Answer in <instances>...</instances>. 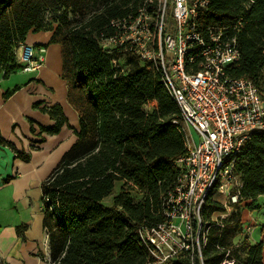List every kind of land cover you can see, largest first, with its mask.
I'll use <instances>...</instances> for the list:
<instances>
[{
	"label": "trees",
	"instance_id": "trees-1",
	"mask_svg": "<svg viewBox=\"0 0 264 264\" xmlns=\"http://www.w3.org/2000/svg\"><path fill=\"white\" fill-rule=\"evenodd\" d=\"M140 1L0 0L1 75L21 70L14 49L30 31L51 30L50 43L61 48L67 101L79 118L76 141L41 182L50 264H157L138 229L166 220L162 202L176 183L175 161L187 152L182 117L158 71L119 48L101 45L114 33L110 21L134 12ZM238 21L240 58L229 72L264 91V0H207L198 9L202 31ZM150 101L156 103L149 110ZM41 109L53 120L41 126L43 132L58 133L67 123L60 105ZM0 144L12 147L6 140ZM17 157L29 159L22 151ZM235 172L242 181L241 197L228 216L211 219L225 211L211 197L203 208L209 225L203 264H220L227 250L233 264H264L261 241H244V256L234 247L243 233V208H260L258 198L264 197V132L244 140ZM116 183L119 192L104 204ZM162 264L200 262L186 252Z\"/></svg>",
	"mask_w": 264,
	"mask_h": 264
},
{
	"label": "built area",
	"instance_id": "built-area-1",
	"mask_svg": "<svg viewBox=\"0 0 264 264\" xmlns=\"http://www.w3.org/2000/svg\"><path fill=\"white\" fill-rule=\"evenodd\" d=\"M206 4L207 0H141L134 12L110 21L114 33L101 41L103 48H119L148 70L158 71L182 117L187 152L175 161L176 183L162 202L166 220L138 229L157 264L186 252L203 264L209 225L202 211L207 199L220 202L227 214L232 211L242 188L235 172L237 155L251 133L264 132V91L229 72L240 58V21L199 30L198 9ZM14 52L22 71L44 64L43 46L20 43ZM113 64L118 65L116 59ZM251 230V225L243 228L245 233ZM43 244L48 250L47 233ZM228 254L229 250L220 264L234 263ZM0 264L5 263L0 259Z\"/></svg>",
	"mask_w": 264,
	"mask_h": 264
},
{
	"label": "crops",
	"instance_id": "crops-1",
	"mask_svg": "<svg viewBox=\"0 0 264 264\" xmlns=\"http://www.w3.org/2000/svg\"><path fill=\"white\" fill-rule=\"evenodd\" d=\"M51 36V30H40L25 38L24 44L45 48L38 70H19L5 77L0 73V140L12 144H0V259L5 264H50L49 249L43 246L41 182L76 141L78 113L67 101L61 48L50 43ZM8 90L14 91L5 98ZM56 104L67 123L58 133L43 132L41 126L49 127L53 120L41 107ZM18 151L29 159L15 156Z\"/></svg>",
	"mask_w": 264,
	"mask_h": 264
},
{
	"label": "rangeland",
	"instance_id": "rangeland-1",
	"mask_svg": "<svg viewBox=\"0 0 264 264\" xmlns=\"http://www.w3.org/2000/svg\"><path fill=\"white\" fill-rule=\"evenodd\" d=\"M155 103H156L155 101H150L146 105V109L150 110L151 107L155 105ZM191 133L193 134L194 139L198 141L197 133L195 131L193 132L191 131ZM118 192H119V183H116L112 193L103 199V203L109 205L111 203L112 197L116 195ZM258 203L261 205L260 208L254 209V210H246L245 213L242 215L243 226L246 227L247 225H251L253 231L251 232V234L244 233V232L240 233V236L234 247L237 250L239 255L244 256L245 250H246L244 241L246 242L248 241V243H249V240L252 241L253 239L261 241L263 244L262 257H263V262H264V197L258 198ZM226 216H228L226 211H220V212L213 213L211 219L220 221Z\"/></svg>",
	"mask_w": 264,
	"mask_h": 264
}]
</instances>
